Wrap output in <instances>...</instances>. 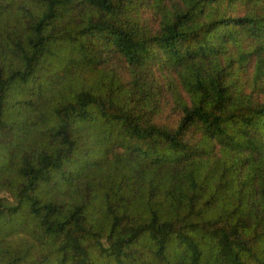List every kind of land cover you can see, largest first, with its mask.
Wrapping results in <instances>:
<instances>
[{"label": "trees", "instance_id": "obj_1", "mask_svg": "<svg viewBox=\"0 0 264 264\" xmlns=\"http://www.w3.org/2000/svg\"><path fill=\"white\" fill-rule=\"evenodd\" d=\"M0 264H264V0H0Z\"/></svg>", "mask_w": 264, "mask_h": 264}, {"label": "rangeland", "instance_id": "obj_2", "mask_svg": "<svg viewBox=\"0 0 264 264\" xmlns=\"http://www.w3.org/2000/svg\"><path fill=\"white\" fill-rule=\"evenodd\" d=\"M29 97L31 98L30 102H32L34 97L29 95L28 89L18 90L15 94V100H21L23 98L29 99ZM29 127L31 129L32 127L31 123L29 124ZM35 128L37 130V127L34 125L33 129L31 130L33 131ZM76 134H78L79 136L81 135V140H78V144H79L78 151L74 155H72L69 160L70 163L66 167L67 169L66 175H64L63 177H57L56 180L51 181L50 186L48 185L44 187V193L59 194V192L61 191L64 193V195H66L67 185L73 188V187H77L79 184H82L83 186L87 187L89 191L94 190L96 187L99 186L98 176L103 171L102 166L104 165L105 160L97 161L99 167L98 171H94L92 169L89 160L91 158H93V160L100 159L99 157L95 156V153L97 150L100 149V147H102L103 142L101 143L100 136H98L95 132H90V131L87 132L85 130L81 131L79 127H76ZM120 142L121 140L118 141V143ZM105 145L110 146L109 142L108 141L105 142L104 140L103 146ZM116 149H121V146H118ZM95 177L97 179H94ZM59 189L60 191H58ZM97 198L98 195L95 196V199Z\"/></svg>", "mask_w": 264, "mask_h": 264}]
</instances>
